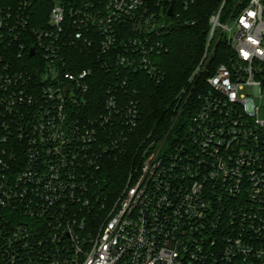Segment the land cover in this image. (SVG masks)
Wrapping results in <instances>:
<instances>
[{"label":"built area","instance_id":"1","mask_svg":"<svg viewBox=\"0 0 264 264\" xmlns=\"http://www.w3.org/2000/svg\"><path fill=\"white\" fill-rule=\"evenodd\" d=\"M226 1L175 140H142L115 192L106 162L140 126L130 84L163 80L196 0H0V264H264V0Z\"/></svg>","mask_w":264,"mask_h":264},{"label":"trees","instance_id":"2","mask_svg":"<svg viewBox=\"0 0 264 264\" xmlns=\"http://www.w3.org/2000/svg\"><path fill=\"white\" fill-rule=\"evenodd\" d=\"M238 1L240 5H244L248 0H227L225 12L232 9ZM220 2L221 0H196L188 9H179L180 24L169 31L165 42L167 49L158 57V64L164 73L162 81L154 82L144 74L135 75L139 80L130 84L128 92L136 91L140 126L133 133L125 151L116 159L106 162L107 181L113 191L121 189L127 170L137 159L135 153L142 140L156 143H171L175 140L174 135L181 128L179 126L184 120L182 115L185 112L182 110L176 118L175 93L186 83L202 54L208 33V18L218 9ZM48 7V2L40 1L37 10L41 18L46 17ZM191 21L194 23L191 24ZM228 50L227 43L220 36L213 61H221V55Z\"/></svg>","mask_w":264,"mask_h":264},{"label":"rangeland","instance_id":"3","mask_svg":"<svg viewBox=\"0 0 264 264\" xmlns=\"http://www.w3.org/2000/svg\"><path fill=\"white\" fill-rule=\"evenodd\" d=\"M203 51H204V49H203ZM203 51H202V54H201V56H200L198 62L196 63V65L194 66V68L192 69V71L190 72V74L188 75V77H187V79H186V83L183 84V85L179 88V90L175 93V99H176L175 106H176V104H177V102H178V100H177V95H179V98H180V97H181V98H182V97H185V95L182 94V91H183V89L186 87V85H187V81H188L189 78L192 76V74L195 72V70H196V68L198 67V65L200 64V62H201V60H202V56H203ZM257 104H260L262 107H264V95H263V99L260 100V101H258ZM259 116H260L261 118H264V110H263V109L261 110ZM140 143H141V142H140ZM139 145H140V144H139Z\"/></svg>","mask_w":264,"mask_h":264},{"label":"water","instance_id":"4","mask_svg":"<svg viewBox=\"0 0 264 264\" xmlns=\"http://www.w3.org/2000/svg\"><path fill=\"white\" fill-rule=\"evenodd\" d=\"M168 14L171 15V10L168 11Z\"/></svg>","mask_w":264,"mask_h":264},{"label":"snow or ice","instance_id":"5","mask_svg":"<svg viewBox=\"0 0 264 264\" xmlns=\"http://www.w3.org/2000/svg\"><path fill=\"white\" fill-rule=\"evenodd\" d=\"M245 55H247V54H245Z\"/></svg>","mask_w":264,"mask_h":264}]
</instances>
